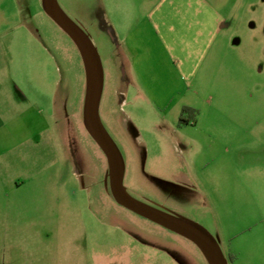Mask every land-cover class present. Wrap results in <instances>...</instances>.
<instances>
[{
	"label": "rangeland",
	"instance_id": "1",
	"mask_svg": "<svg viewBox=\"0 0 264 264\" xmlns=\"http://www.w3.org/2000/svg\"><path fill=\"white\" fill-rule=\"evenodd\" d=\"M58 1L101 59L100 114L129 193L199 226L229 264H264V0H228V46L186 96L188 124L189 105L161 109L128 75L110 24L119 0ZM86 96L81 53L43 0H0V264H209L118 203Z\"/></svg>",
	"mask_w": 264,
	"mask_h": 264
},
{
	"label": "crops",
	"instance_id": "2",
	"mask_svg": "<svg viewBox=\"0 0 264 264\" xmlns=\"http://www.w3.org/2000/svg\"><path fill=\"white\" fill-rule=\"evenodd\" d=\"M138 3L137 7L124 6L119 0L110 23L127 60L128 75L161 109L193 106L186 96L197 93L199 73L207 69L216 50L228 46L225 39L228 0H138ZM8 128L0 114V142ZM10 145L3 151L16 143L12 141Z\"/></svg>",
	"mask_w": 264,
	"mask_h": 264
},
{
	"label": "water",
	"instance_id": "3",
	"mask_svg": "<svg viewBox=\"0 0 264 264\" xmlns=\"http://www.w3.org/2000/svg\"><path fill=\"white\" fill-rule=\"evenodd\" d=\"M43 2L46 13L70 36L81 53L87 75L86 124L92 138L107 158L111 188L118 203L195 243L209 264H229L217 242L199 226L152 207L129 193L125 185V168L121 155L100 114L104 74L99 54L89 36L68 17L58 0Z\"/></svg>",
	"mask_w": 264,
	"mask_h": 264
},
{
	"label": "trees",
	"instance_id": "4",
	"mask_svg": "<svg viewBox=\"0 0 264 264\" xmlns=\"http://www.w3.org/2000/svg\"><path fill=\"white\" fill-rule=\"evenodd\" d=\"M197 112L198 111L193 107L184 106L182 109L181 117H180V124H188L189 123V120L186 118V114L192 116V115L197 114ZM231 260H234L233 256H231Z\"/></svg>",
	"mask_w": 264,
	"mask_h": 264
},
{
	"label": "flooded vegetation",
	"instance_id": "5",
	"mask_svg": "<svg viewBox=\"0 0 264 264\" xmlns=\"http://www.w3.org/2000/svg\"><path fill=\"white\" fill-rule=\"evenodd\" d=\"M232 261V260H231ZM228 262H229V260H228Z\"/></svg>",
	"mask_w": 264,
	"mask_h": 264
}]
</instances>
